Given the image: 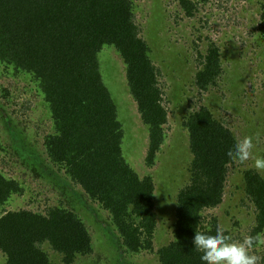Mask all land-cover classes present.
Wrapping results in <instances>:
<instances>
[{
  "label": "trees",
  "instance_id": "1",
  "mask_svg": "<svg viewBox=\"0 0 264 264\" xmlns=\"http://www.w3.org/2000/svg\"><path fill=\"white\" fill-rule=\"evenodd\" d=\"M178 1L184 14L193 16L197 5L191 0ZM256 30L264 36V0ZM141 31L132 0H0V65L33 84L51 117L52 132L43 137L47 158L43 162L37 156L31 169L35 176L40 174L38 167L53 177L64 194L65 187L70 189L72 197L68 199L76 198L83 205L89 199L106 211V219L97 221L99 230L110 234L118 249L116 264L125 263L122 252L153 251L158 212L169 208L160 206L158 197L155 210L153 177H140L125 160L116 104L100 73L104 48L113 47L122 60L139 118L147 128L144 164L154 165L166 139L167 108L159 82L161 69L150 58ZM197 57L199 68L192 82L198 90L206 91L224 72L220 47L210 41L204 53L197 51ZM261 110L264 114V102ZM181 126L187 132L191 159L183 163L187 173L178 182L175 198L174 192L170 193L171 239L155 251L160 264H201L192 238L196 231L215 234L219 229L214 218L205 220L202 213L221 202L229 166L238 162L226 155L238 141L234 132L209 106L187 112ZM15 138L13 149L23 155ZM240 180L255 210L249 235L257 236L264 228V176L255 168H246ZM24 191L20 180L0 170V252L4 264H54L44 245L60 256L59 264H73L77 256L94 251L88 220L71 207L53 205L43 212L8 209L13 197ZM222 231L228 237V232Z\"/></svg>",
  "mask_w": 264,
  "mask_h": 264
},
{
  "label": "rangeland",
  "instance_id": "2",
  "mask_svg": "<svg viewBox=\"0 0 264 264\" xmlns=\"http://www.w3.org/2000/svg\"><path fill=\"white\" fill-rule=\"evenodd\" d=\"M191 1L198 8L193 16L188 17L178 0H132L135 19L142 29L140 36L150 47V58L161 69L159 82L165 91L167 108V123L163 126L166 139L150 167L144 164L147 128L128 91L122 60L113 47H105L102 54L104 64L100 61L103 83L116 104L117 118L123 129L122 154L140 177L146 174L153 177L155 210L158 197L160 206L169 207L160 208L158 212L153 251L122 252L124 264H160L155 251L171 239L170 193L174 192L175 198L180 188L178 182L187 173L183 163L191 159L187 132L181 121L187 112L200 105L209 106L214 115L234 132L237 140L252 137L254 145L248 160L229 166L221 202L203 211L202 215L208 221L214 218L218 228L227 231L228 237L237 242L249 236L255 224L254 206L240 185V174L243 169L255 168V158L264 156V114L261 110L264 102V36L256 30L262 0ZM210 41L220 47L224 72L215 86L200 91L192 82L199 68L197 51L204 53ZM50 132V114L33 84L0 65V170L6 176L20 180L25 187L24 193L14 196L6 207L43 212L48 206L61 204L75 209L79 216L88 220L94 251L90 255L77 256L73 264H116L117 247L110 234L103 235L99 230L97 221L106 219V211L89 199L86 205L80 204L76 198L74 201L68 199L67 196L72 197L70 189L65 187L64 194L53 177L38 167L36 172L39 175L35 176L32 171L37 156L43 162L47 158L43 137ZM14 135L23 148V155L13 149ZM258 172L264 176V171ZM71 187L81 192L78 186ZM258 235L261 243L249 249V254L258 257L257 264H264V228ZM43 248L49 252L54 264L60 263L58 254L47 245ZM3 262L4 255L0 252V264Z\"/></svg>",
  "mask_w": 264,
  "mask_h": 264
},
{
  "label": "clouds",
  "instance_id": "3",
  "mask_svg": "<svg viewBox=\"0 0 264 264\" xmlns=\"http://www.w3.org/2000/svg\"><path fill=\"white\" fill-rule=\"evenodd\" d=\"M254 147L252 137L234 142L226 152L227 157L233 161L244 162L249 159L251 149ZM254 167L264 171V156H257ZM261 243L259 235L247 236L243 241H232L224 232L217 229L215 234L196 231L192 244L200 254L201 264H257L258 257L249 254V249Z\"/></svg>",
  "mask_w": 264,
  "mask_h": 264
}]
</instances>
